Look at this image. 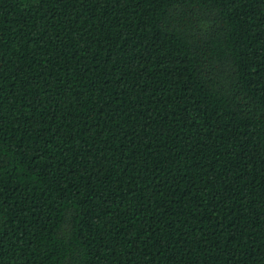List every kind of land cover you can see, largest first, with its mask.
Listing matches in <instances>:
<instances>
[{
    "label": "trees",
    "instance_id": "1",
    "mask_svg": "<svg viewBox=\"0 0 264 264\" xmlns=\"http://www.w3.org/2000/svg\"><path fill=\"white\" fill-rule=\"evenodd\" d=\"M0 264H264V0H0Z\"/></svg>",
    "mask_w": 264,
    "mask_h": 264
}]
</instances>
